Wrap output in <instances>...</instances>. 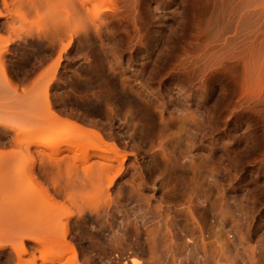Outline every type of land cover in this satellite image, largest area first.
Masks as SVG:
<instances>
[{
    "label": "rangeland",
    "instance_id": "374dc122",
    "mask_svg": "<svg viewBox=\"0 0 264 264\" xmlns=\"http://www.w3.org/2000/svg\"><path fill=\"white\" fill-rule=\"evenodd\" d=\"M71 1L0 0V264H264V0Z\"/></svg>",
    "mask_w": 264,
    "mask_h": 264
},
{
    "label": "bare ground",
    "instance_id": "6f19581e",
    "mask_svg": "<svg viewBox=\"0 0 264 264\" xmlns=\"http://www.w3.org/2000/svg\"><path fill=\"white\" fill-rule=\"evenodd\" d=\"M71 1V0H70ZM78 1V0H77ZM73 3V4H72ZM76 3V0H72L71 1V4L72 5H74ZM85 3V2H84ZM84 3H82L81 4V7H80V9L82 8H85V4ZM69 4V3H68ZM70 5V4H69ZM74 6H76V4L74 5ZM75 8V7H74ZM74 8H73V10H74ZM76 9V8H75ZM81 9V10H82ZM78 10V9H77ZM75 12H76V10H75ZM77 14H79L78 12H76ZM85 18H86V16H85ZM83 27V26H82ZM84 29V28H83ZM247 86V85H246ZM264 91V90H263ZM261 93V92H260ZM259 93V94H260ZM258 94V95H259ZM262 97H263V95H262ZM263 102H264V98L263 99H261ZM262 101H260V102H262ZM258 102V101H257ZM36 122H37V120H36ZM29 132H26V133H29V135H27V134H25L24 133V136L22 135V137L21 138H19V139H22L23 137L24 138H28L29 137V140L31 139L30 138V136L31 135H33L34 134V131H33V133H31L30 131H32V130H28ZM37 131V130H36ZM35 131V132H36ZM38 132V131H37ZM31 133V134H30ZM39 134H41V132L39 131L37 134L35 133L34 135H33V137H35V138H37L38 139V137H36L37 135L40 137L41 136V142H40V140H37L40 144L42 143V142H45L44 140H45V138H47L48 137V135H49V133L43 138L44 140L42 141V134H44L43 132H42V134L41 135H39ZM25 136H27V137H25ZM51 135H49V139L50 138H52V137H54L53 135L50 137ZM96 136H98V135H96ZM59 137V136H58ZM58 137H56L57 139H58ZM99 137V136H98ZM35 138H33V140L32 141H35L36 139ZM60 138V137H59ZM101 138V137H100ZM48 139V140H49ZM57 139H53L55 142H53V140L50 142V140L48 141L47 139V141L48 142H50V143H48L47 141V144H49V145H52V143H55L52 147H55L56 149L55 150H52V152L51 153H49V154H51V155H54L55 157H57V158H55V159H52V160H50L51 162H53L54 163V165H57V170H58V168L60 169L59 170V172H60V174H57L58 176V183H57V187H56V190H57V192H58V194H60V195H65V196H70V199H71V197L73 196L74 197V195H76L78 192L80 193V192H82V195H83V191H88V189H90L91 190V193L92 192H94V193H96V197L99 199H94L93 200V205L91 204V206L89 207V206H87V208H85V209H82V211H81V213L84 215V214H86L87 213V215L89 214L90 216H91V214H93V213H98L99 215L101 214V211H104V212H106L107 213V208H105V206H102V204L100 205V201H102L103 202V199H105L106 198V196H109L110 194H109V190H110V187H111V185L113 184V182H114V178L113 177H109V173L114 169V167H113V164L112 163H110V161L109 162H94V164H90L89 166H87L86 168H84L85 170V172L83 173V175L81 174V172H74V173H72L73 171V169L71 170V167H73L74 168V170L77 168V165H75L76 164V162L77 161H79V159H81L84 163H87V162H89L88 160H89V158H90V156H89V154H85V155H82L81 156V158H75V159H73L72 161H67L65 158H63V157H61V149H60V147H61V144L62 143H64V142H62V141H59V140H57ZM57 140V141H56ZM62 140H64V139H62ZM36 141V142H37ZM29 142V141H28ZM57 142V143H56ZM20 143V142H19ZM30 143H31V141H30ZM30 143L27 145L26 143V145L25 144H23V146H25V148H26V146H27V148H29V147H32L31 145H30ZM20 144H22V143H20ZM43 144L44 143H42L41 144V146H43ZM47 144H44L46 147H48L47 146ZM22 146V147H23ZM44 146V147H45ZM99 146V145H98ZM97 146V147H98ZM37 147H39L38 146V143H37ZM51 147V146H50ZM50 147H49V149H50ZM51 147V148H52ZM96 147V146H95ZM100 147V146H99ZM98 147V148H99ZM26 148V150H28V151H30L29 149H27ZM39 149V148H38ZM102 150V149H101ZM44 150H39V151H37V152H43ZM27 152V151H26ZM46 153V152H45ZM39 155H42L41 153H39ZM49 156V155H48ZM61 157V158H58V157ZM52 157V156H51ZM102 157V159H104V160H107V155L106 156H101ZM109 157V156H108ZM44 158V157H43ZM111 160V159H110ZM113 161V160H112ZM83 163V164H84ZM66 164H68L67 165V167L69 168L70 167V169H69V172H67V175L66 176H64L63 174L64 173H61V171H62V169H63V166L64 165H66ZM53 165V164H52ZM75 166V167H74ZM76 170H78V169H76ZM63 172V171H62ZM20 173V172H19ZM23 173V172H22ZM56 173V172H55ZM21 176V175H20ZM55 177H56V175H55ZM107 181H109V185L106 187V185H105V183L107 182ZM26 194L27 193H29V196H33V193H32V195L30 194V192L28 191V192H26V191H24ZM88 193H90V192H88ZM93 193V194H94ZM80 196V195H79ZM89 196H87V199H89L88 198ZM91 197V196H90ZM25 198V197H24ZM76 198H78V196L76 197ZM75 199V198H74ZM24 200V199H23ZM26 200H28L27 198H26ZM73 200V199H72ZM82 201V200H81ZM33 202V201H32ZM90 203V202H89ZM89 203H87L88 205H89ZM83 205V204H82ZM84 207H86L85 205H83L82 206V208H84ZM191 207V206H190ZM80 210H81V208H80ZM100 212V213H99ZM97 214V216H99ZM104 214V213H103ZM86 215V216H87ZM89 215H88V217H89ZM94 215V214H93ZM92 215V216H93ZM111 215V214H110ZM86 216H85V218H86ZM96 216V215H95ZM101 216V215H100ZM163 220H165L164 218H162ZM162 220V221H163ZM160 222V221H159ZM165 223V222H164ZM155 224V223H154ZM158 227H159V225H158ZM152 234V233H151ZM155 234V233H154ZM151 236V235H150ZM153 248V247H152Z\"/></svg>",
    "mask_w": 264,
    "mask_h": 264
}]
</instances>
